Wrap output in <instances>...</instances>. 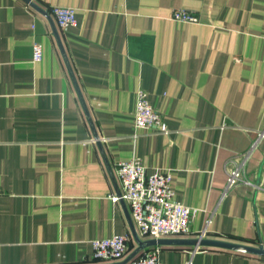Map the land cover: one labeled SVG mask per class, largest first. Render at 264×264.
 <instances>
[{
    "label": "crops",
    "instance_id": "1",
    "mask_svg": "<svg viewBox=\"0 0 264 264\" xmlns=\"http://www.w3.org/2000/svg\"><path fill=\"white\" fill-rule=\"evenodd\" d=\"M27 1L0 0V264H99L92 241L115 235L136 251L107 167L117 180L134 157L171 171L176 200L198 210L191 236L166 239H196L212 219L206 239L264 247V141L247 184L224 195L232 162L264 129V0H29L74 8L68 30ZM175 10L199 22L174 21ZM140 88L169 134L136 128ZM161 247L160 264H264Z\"/></svg>",
    "mask_w": 264,
    "mask_h": 264
},
{
    "label": "built area",
    "instance_id": "2",
    "mask_svg": "<svg viewBox=\"0 0 264 264\" xmlns=\"http://www.w3.org/2000/svg\"><path fill=\"white\" fill-rule=\"evenodd\" d=\"M45 11L61 30H68L78 24L74 8L54 6ZM172 19L187 24L199 22L194 13L186 10H175ZM33 55L34 61L42 60L41 44L34 45ZM135 126L137 129L156 131L161 134L170 132L167 122L160 111L151 105L148 94L143 88H140L137 93ZM263 141L264 129L258 133L249 151L240 155L237 161L232 162L224 195L247 184L246 166ZM116 175L121 195L116 194L113 198L117 201L123 200L128 205L132 222L141 238L160 240L191 236L198 210L176 200L171 171L150 173L143 161L134 157L130 161L118 163ZM212 223L213 220L208 219L205 228L196 239H206ZM130 241L131 237L127 234L93 240L94 260L99 264L123 262L131 254ZM196 250H199L198 247ZM161 252V246L147 248L128 264H160Z\"/></svg>",
    "mask_w": 264,
    "mask_h": 264
},
{
    "label": "water",
    "instance_id": "3",
    "mask_svg": "<svg viewBox=\"0 0 264 264\" xmlns=\"http://www.w3.org/2000/svg\"><path fill=\"white\" fill-rule=\"evenodd\" d=\"M27 1V0H26ZM27 3L31 4L28 0ZM35 9H37L40 13H42L45 16L51 17L46 11H44L41 8L36 7L35 5H32ZM99 140V139H97ZM98 144L100 146V142L98 141ZM101 147V146H100ZM102 149V147H101ZM103 151V149H102ZM108 170L112 176L113 182L117 186V194L120 196V189L116 180V177L112 171L111 166L107 163ZM121 203L125 204L123 200H121ZM131 220V219H130ZM131 224L134 226L132 220ZM134 231V230H133ZM135 238L137 240V243L139 244V248L134 251L126 260H124L121 263H115V264H128L134 257H136L141 251L153 247V246H163V245H186V246H194V247H201V248H215V249H224L234 252H241V253H247L251 255H257V256H264V247L261 246L259 248L245 246V245H238L233 243H228L224 241L219 240H211V239H183V240H168V239H160V240H151L143 242L138 237V234L134 232Z\"/></svg>",
    "mask_w": 264,
    "mask_h": 264
}]
</instances>
